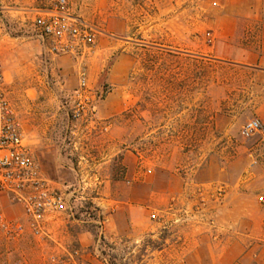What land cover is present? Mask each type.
I'll return each mask as SVG.
<instances>
[{"label":"rangeland","instance_id":"1","mask_svg":"<svg viewBox=\"0 0 264 264\" xmlns=\"http://www.w3.org/2000/svg\"><path fill=\"white\" fill-rule=\"evenodd\" d=\"M55 2L0 0V58L71 209L48 244L0 240V264H264V134L242 135L264 128V72L221 58L262 0H69L99 31L77 57L51 55L33 26ZM83 78L93 107L77 119Z\"/></svg>","mask_w":264,"mask_h":264},{"label":"built area","instance_id":"2","mask_svg":"<svg viewBox=\"0 0 264 264\" xmlns=\"http://www.w3.org/2000/svg\"><path fill=\"white\" fill-rule=\"evenodd\" d=\"M33 26L38 37L47 43V51L56 57H77L92 49L99 31L76 14L69 0H56L50 8L36 11ZM82 77L85 73L81 74ZM76 94L74 117L84 118L93 101L86 96V80ZM263 133L259 120L242 129L246 138ZM18 207L22 220L9 218L6 205ZM71 209L68 195L46 178L28 144L27 134L17 108L6 89L5 69L0 58V240L17 242L30 234L41 244L53 241L50 225ZM54 256L41 264H53ZM12 264H26L17 260Z\"/></svg>","mask_w":264,"mask_h":264},{"label":"crops","instance_id":"3","mask_svg":"<svg viewBox=\"0 0 264 264\" xmlns=\"http://www.w3.org/2000/svg\"><path fill=\"white\" fill-rule=\"evenodd\" d=\"M256 17L255 26L247 23L243 27L238 24L239 26L236 25L232 29L228 38H226L230 42L226 44L228 46L223 50L224 55L221 58L233 60L264 72V0L261 2V10ZM54 184L59 188L56 183Z\"/></svg>","mask_w":264,"mask_h":264}]
</instances>
